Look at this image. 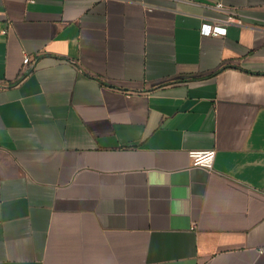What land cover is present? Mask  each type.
<instances>
[{
	"label": "crops",
	"instance_id": "0c3cea01",
	"mask_svg": "<svg viewBox=\"0 0 264 264\" xmlns=\"http://www.w3.org/2000/svg\"><path fill=\"white\" fill-rule=\"evenodd\" d=\"M0 264H264V0H0Z\"/></svg>",
	"mask_w": 264,
	"mask_h": 264
},
{
	"label": "built area",
	"instance_id": "2783aa9c",
	"mask_svg": "<svg viewBox=\"0 0 264 264\" xmlns=\"http://www.w3.org/2000/svg\"><path fill=\"white\" fill-rule=\"evenodd\" d=\"M216 10L223 13L226 17L223 20L213 19L211 22L204 21L200 27L202 36L207 37H225L227 35V27L229 25H242L241 15L235 7L227 6L222 2L215 5ZM29 58H25V63H30ZM189 157L193 167L212 168L216 157V152L192 150Z\"/></svg>",
	"mask_w": 264,
	"mask_h": 264
}]
</instances>
